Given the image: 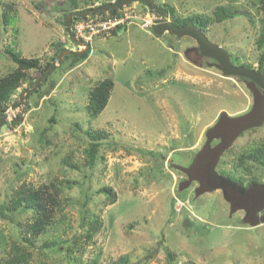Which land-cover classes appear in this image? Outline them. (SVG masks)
<instances>
[{
    "label": "rangeland",
    "instance_id": "obj_1",
    "mask_svg": "<svg viewBox=\"0 0 264 264\" xmlns=\"http://www.w3.org/2000/svg\"><path fill=\"white\" fill-rule=\"evenodd\" d=\"M107 2L116 0H0V75L15 67L8 48L41 64L50 63L59 47L84 50L68 38L65 16ZM152 2L180 19L210 14L219 5L229 8L230 18L203 34L226 50L233 65L258 69L264 13L256 0ZM6 6L12 8V25L3 23ZM121 11V17L71 18L72 32L89 44L86 58L75 64L63 60L39 93L27 96L21 122L8 118L0 128V262L12 242H23L27 234L20 224L31 215L8 208L11 197L24 185L49 186L50 193L54 185L67 201L61 213L52 214L47 234L26 244L28 264H116L123 256L126 264H264V223H244L243 211L231 213L221 190L197 195V183L180 188L185 177L176 168L192 164L204 145L205 128L220 113L248 112L249 85L208 66L211 61L192 50L196 44L190 38L154 36L151 28L160 15L140 2ZM166 19L170 22L169 13ZM105 79L113 83L107 105L90 118L88 91ZM33 84L23 83L5 112L18 118L20 103L11 104ZM86 130L98 134L100 143L92 167L85 166L91 143ZM262 144L264 123L238 137L216 170L232 169L238 153ZM203 173L198 166L191 171ZM104 187L115 193L114 203L99 193ZM85 213L98 217L90 240ZM52 240L65 242L45 247Z\"/></svg>",
    "mask_w": 264,
    "mask_h": 264
},
{
    "label": "trees",
    "instance_id": "obj_2",
    "mask_svg": "<svg viewBox=\"0 0 264 264\" xmlns=\"http://www.w3.org/2000/svg\"><path fill=\"white\" fill-rule=\"evenodd\" d=\"M109 3L110 2L102 3L100 5H106ZM140 4L145 6V4L142 2H140ZM253 4L256 6V9L259 12L264 13V0H256V2H253ZM6 8L7 11L2 16L3 23L5 25H12L14 20L13 16L10 13L12 11V8L11 6H6ZM121 9L122 7H118L108 11L107 13L98 14L97 16H101L104 18L105 15H108L112 18L121 17ZM228 9L229 8L223 5H219L216 6L214 10L210 12V14H192L185 19H180L176 18L173 15V10L171 8L167 9L166 7H164L167 15L169 13L171 16V24L175 26L192 25L204 34H207L209 26H211L213 23H220L221 21L230 18V14L227 12ZM257 44L263 50L259 56L257 70H259L264 76V32H261L259 38L257 39ZM62 49L63 48L59 47V49H57L56 51V54L59 53V51H61ZM194 49L197 50V47H194ZM5 53L7 54L9 60L13 64H15V67L7 75H0V117L7 110L12 94L18 88H20L23 83L30 81L31 84L35 82L49 65V63L41 64L39 59L36 58L20 57L19 53L11 48L6 49ZM87 54L88 53L81 56H66L64 57V61L70 59L71 63L75 64L76 62L86 58ZM235 65L252 68L250 67V65ZM231 78L238 79L241 82L247 81L238 77ZM47 80L48 79H46L45 82H47ZM255 88L261 94L260 89L256 86ZM112 89V81L109 79H105L98 82L92 89L88 91L87 105L85 109L87 115L90 118L98 116L103 111V109L107 105ZM38 93L39 91H36L33 94ZM30 95H32V93ZM19 103L20 102L17 101L15 104L11 105L16 106ZM223 113L224 112L220 113L212 126L205 128L204 145L196 151L195 158L192 164L187 168L174 166L176 168H179L184 173L183 175L185 178L182 181L180 180L179 186L180 188H188L192 184L197 183L194 191L197 195L205 192L221 190L224 200L229 204L230 212L234 213L240 210L243 211L244 217L242 221L244 223H248L249 226H256L264 223V180L261 179L260 176V172H262L264 175V144L257 145L256 147L254 146L255 148L252 147L250 149L242 150L240 153H238L235 162L233 161V168L226 171H221L219 173L216 168L217 166L222 164V155L225 152L229 151V148L232 145V143L229 144L226 141V137L224 136L225 129H220L216 126L218 122L221 121ZM11 123L15 124L14 121H11ZM263 123L264 120L261 122V124L252 126L247 130L257 128ZM79 127L77 125V128ZM247 130L240 132L236 136V138L240 137ZM83 133L86 137L91 139V143L86 150L87 160L85 162V166L92 167L95 164L97 153L100 147V143L99 141H97L98 134H94L90 130H86ZM64 161L68 162V158ZM205 165L206 169H204ZM195 166H198L204 173L192 176L191 171L195 168ZM70 168L75 169L76 166L70 163ZM245 178L247 179V181L245 180ZM66 185L67 187H70V184L67 183ZM52 188L53 191L50 193L49 186L34 189L31 186L24 185L16 192L15 195L11 197V201L7 206L8 208L15 212L19 210L25 213L29 212L31 215L28 219L25 220L24 223L20 224L21 229H23L25 234H27L22 239L24 243L21 242L19 244L16 242H12L10 244V252L8 257L4 261L0 262V264L29 263L31 252L29 251L28 247H26V244L27 246H29L33 243L32 238H36L41 234H47L49 227L54 225V219H52L54 218V215L52 216V214L55 210L61 213L63 211L62 204L67 201L65 198H63L62 200L60 199L59 195L61 189L59 188V186L53 185ZM99 193L105 194L108 197V201L110 204L114 203V201L116 200L115 193L112 192V190L108 187L100 189ZM83 222H86V224L88 225L86 239L90 240L93 233L97 231L98 217L92 215L89 218L85 213V215L83 216ZM74 241L76 242V240ZM64 242V240L58 242L52 240L46 242L44 245L45 247H52L57 244H63ZM67 249L71 251L70 248ZM169 258L172 257L169 256ZM126 263H128L127 259L123 256L116 264Z\"/></svg>",
    "mask_w": 264,
    "mask_h": 264
},
{
    "label": "water",
    "instance_id": "obj_3",
    "mask_svg": "<svg viewBox=\"0 0 264 264\" xmlns=\"http://www.w3.org/2000/svg\"><path fill=\"white\" fill-rule=\"evenodd\" d=\"M133 2H142L145 4L148 10L159 13L160 18L158 22L151 28L154 36H161L167 33L178 39L188 37L195 42L198 53L201 57L214 61L213 64H207L208 66H213L225 77H238L240 79L249 81H244V83L249 85L248 87L250 88L252 94V105L250 110L242 115L233 116L232 118L224 112L222 114L221 121L216 125L217 128L225 129L224 136L226 137V141L229 144L233 143L237 139L236 136L240 132L247 130L252 126L261 124V122L264 120V76L259 70H254L245 66L233 65L225 49L210 42L200 30L192 25L175 26L171 24L166 19L165 11L161 7L155 6L151 0H120L81 12H70L66 14L64 21L68 38L77 46L85 47V49L82 51H73L64 48L59 51V53L54 56L53 60L49 63L40 77L37 78L34 84L30 88L25 89L20 93V116L15 118L10 113L5 112L0 117V128L5 125L8 118H11V120L14 122H21L24 108L27 107V96L40 89L43 82L46 81L48 75L55 69L56 66H59L63 62L64 57L81 56L89 50V44L77 37L72 32L70 28L71 18H85L90 15L107 13L110 10L126 6ZM255 86L260 89L262 95L255 88Z\"/></svg>",
    "mask_w": 264,
    "mask_h": 264
},
{
    "label": "flooded vegetation",
    "instance_id": "obj_4",
    "mask_svg": "<svg viewBox=\"0 0 264 264\" xmlns=\"http://www.w3.org/2000/svg\"><path fill=\"white\" fill-rule=\"evenodd\" d=\"M192 50H195V49L193 48ZM202 58L205 59V60H209V61H211V63H209V64H213V63H214V61L211 60V59H207V58H204V57H202ZM242 82H244V81H242Z\"/></svg>",
    "mask_w": 264,
    "mask_h": 264
},
{
    "label": "built area",
    "instance_id": "obj_5",
    "mask_svg": "<svg viewBox=\"0 0 264 264\" xmlns=\"http://www.w3.org/2000/svg\"><path fill=\"white\" fill-rule=\"evenodd\" d=\"M117 21L116 20H114L112 23L114 24V23H116Z\"/></svg>",
    "mask_w": 264,
    "mask_h": 264
}]
</instances>
